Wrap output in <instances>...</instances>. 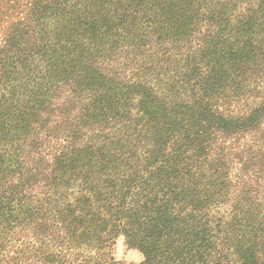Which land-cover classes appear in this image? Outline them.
<instances>
[{
    "label": "trees",
    "instance_id": "obj_1",
    "mask_svg": "<svg viewBox=\"0 0 264 264\" xmlns=\"http://www.w3.org/2000/svg\"><path fill=\"white\" fill-rule=\"evenodd\" d=\"M9 33L0 264H264V0H32Z\"/></svg>",
    "mask_w": 264,
    "mask_h": 264
},
{
    "label": "rangeland",
    "instance_id": "obj_2",
    "mask_svg": "<svg viewBox=\"0 0 264 264\" xmlns=\"http://www.w3.org/2000/svg\"><path fill=\"white\" fill-rule=\"evenodd\" d=\"M32 0H0V49L8 42L9 30L19 19H25L31 9ZM29 22L31 20H28ZM23 28V26L21 27ZM24 42H29L28 37ZM115 256L118 260L134 262L141 259L140 253L130 248L123 238L117 242Z\"/></svg>",
    "mask_w": 264,
    "mask_h": 264
}]
</instances>
